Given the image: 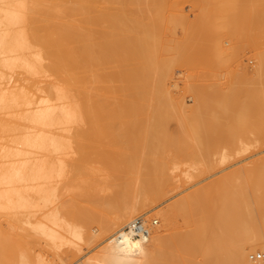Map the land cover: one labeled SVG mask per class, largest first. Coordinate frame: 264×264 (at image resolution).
I'll return each instance as SVG.
<instances>
[{
  "label": "bare ground",
  "instance_id": "bare-ground-1",
  "mask_svg": "<svg viewBox=\"0 0 264 264\" xmlns=\"http://www.w3.org/2000/svg\"><path fill=\"white\" fill-rule=\"evenodd\" d=\"M233 1L216 0L223 6ZM256 3L264 16V0H256ZM134 4L140 5L135 9ZM163 11L164 0H0V209H28L25 215L35 212L32 214L35 216L38 210L43 212L46 208L45 213L38 212L41 218L35 216L36 220L30 221L32 216L29 219L26 216L25 221L46 240L61 245L89 244L97 236H106L117 228L110 241L80 264H198L195 257L201 253L206 260L200 264H264V261L252 263L247 256L248 250H264V159L253 168L246 169L244 164L245 171L240 167L246 177L240 173V183L235 181L237 174L236 177L234 174L242 171L232 169L226 174L228 179L218 178V184L212 182V186L201 187L202 190H194V194L190 192L168 204L160 215L165 228L174 233L171 237H162L159 230L150 232V229L144 237L124 235V226L138 217L149 200L155 202L166 195L173 180L164 166L170 143L178 146L176 149L172 146L174 154L181 150V144H177L174 137L171 142L167 140L170 136L164 139L167 134L161 135L158 123L162 124L163 119L155 113L177 106L168 104L166 99L165 62L160 46ZM159 48L161 55H158ZM188 49L194 54L198 51L193 47ZM222 49L219 60L225 65L229 62V49ZM256 58L257 66L251 69L244 64V71L236 72L235 77L254 87L258 97L264 100V52H259ZM16 70L34 79L29 85L12 84L13 80L19 81V78L13 79ZM47 75L55 76L58 81L50 82L42 92V79L40 81L38 76ZM235 83L234 78L227 79L212 89L188 84L187 88L194 94L193 107L197 112L212 107L219 114H214L210 120L214 124L223 115L230 122L228 131L232 138L254 136L258 142L264 141V109L257 113L258 126H249L253 117L249 108L253 105L245 100L244 91L248 88L237 87ZM80 119L97 126L89 132L76 133V139L71 140L73 134L68 133L69 125ZM116 120L127 124L121 122L123 126H116ZM102 121L114 122L106 136L95 133L97 127L102 128L101 123L98 125ZM75 142H79L82 152L79 165L71 164L75 158L71 161L68 158L75 152L69 149ZM202 147H198L199 152L205 150ZM93 158L103 165L98 172L107 171L108 180L104 179L103 183L114 187L113 193L104 203L102 201L104 208L108 212L109 209L118 211L114 219L98 218L100 231L96 234L84 225L78 226L69 220L66 223L63 215L60 217L64 222L59 218L61 211L66 210L64 215L78 216L88 208L87 211L80 206L81 211L77 207L62 210L58 203L60 211L58 204H54L55 210L50 206L58 193L53 181L67 176L68 181L64 178L67 185L71 176L69 166L73 165L75 171L79 166L85 169L84 164L94 163ZM97 173L95 176L89 173V179L87 175L82 176L83 179L86 176V180L79 181L77 187L84 190L82 184L90 188L91 182H87L94 178L91 187L99 188L102 179L95 180ZM72 177L67 186L74 181ZM27 189L38 195L36 201L26 196ZM93 192L86 196L95 200L98 195ZM138 195L139 198L145 196L133 200ZM84 215L86 222L97 218L91 211ZM178 215L185 218L184 226L190 228L186 226L187 230L176 233ZM55 225L63 227L67 233ZM225 241L236 244L233 245L235 250ZM227 244L232 254L228 253ZM36 264L52 263L40 259Z\"/></svg>",
  "mask_w": 264,
  "mask_h": 264
},
{
  "label": "rangeland",
  "instance_id": "rangeland-1",
  "mask_svg": "<svg viewBox=\"0 0 264 264\" xmlns=\"http://www.w3.org/2000/svg\"><path fill=\"white\" fill-rule=\"evenodd\" d=\"M135 4L132 7L134 8L136 7L135 9H137V6L139 7L140 4L139 5L137 4L136 6ZM163 12H164V20H163V25L161 26V31H162L161 34L162 33L163 34L162 35L160 34L162 36V37L160 36L162 38L160 46L162 45L163 55L160 54L162 53V51H160L161 47L158 50L159 51L158 55L160 54L162 57H164V62H165V88H166L167 102L168 104H174L177 106L170 107L168 111H165L166 113L165 112L162 113V111L160 113L155 112L156 116H159L161 117V119H163V120L160 119L162 121L161 122L162 124H159L160 123L159 121L158 125L160 126L157 125L158 127H161L160 128L161 130L155 127L156 123L155 126H153L154 124H152V126L154 128H157L158 132L160 130L161 135L163 133L162 136H165L167 134L164 137V139L170 136L169 139L167 140L172 142V140L170 139L171 137H174L176 142H178L177 144H181L180 145L181 150L179 152V150L177 149L176 153L179 152V154L178 153L174 154L175 153L174 150L178 148V146H176V143H173L175 145L170 143L169 146L171 147L170 148L168 147V150L169 151L172 150L173 152L168 153L169 151L167 150L166 153L167 156L166 155L164 156L165 157L164 166L166 168V171L167 173H170L173 177L171 184L167 188L168 191L166 195L160 198L158 201L151 202V200H149L146 206H144V209L141 210L136 216L138 217L139 215L143 216L149 221L151 225L150 232L151 230L153 231L159 230L160 235L166 238L169 236L171 237L172 234H174L173 232H171V230L165 228V226L163 225L164 223L163 218L160 215L161 214L160 212L161 211L163 212L164 211L163 209H166L168 204H170L171 202L175 201L178 198L180 199V197L182 198L184 195L189 194L190 192H191L190 195H192L194 190L197 192V189L199 191L201 187L202 189H205L207 188L206 186L211 185L212 182H216V184H218L220 182L219 180H221V177L223 178V180H225L224 177L227 178L228 175L226 174L228 173L229 170L234 169L233 171L235 172L237 168L240 169V167L243 168L244 166L246 167V169L248 166H251L253 168V166L259 165L260 161L263 162L262 159H264V141L258 142V140H256L254 136L248 139H243L239 137L238 138L230 137V133L228 131V126H230L229 124L230 122L222 115V118L218 123L216 124H214L215 122L211 123L210 120L214 118V114L215 116L219 115L217 112H215V110L212 107L205 108L204 110L197 112L193 107L194 94L191 90L187 88V86L188 84H192V86L193 85L205 86V88L207 87L212 89L215 88L214 85H217L219 82L221 81L223 82L227 79L234 78L237 87L245 86L246 88H248L247 90L244 91L247 94L245 100L253 105L249 108V112L253 114V117L251 118L252 123H249L248 125L257 127L259 120L258 117L256 116L259 111H262L264 109V100L258 97L257 95L258 93L254 87L252 86L249 87V85H245L244 82L237 81V78L235 76H236V72L242 73L244 71L243 70L244 64L248 65V67H250L251 69H253L255 66L258 65L256 55L259 52L262 51L264 52V28H263L264 16L260 7L257 5L256 0H234L233 3H230L225 6L219 5L216 2V0H164ZM187 45L193 47L194 49H197L198 50L197 53L194 54L193 50L188 49L190 48L189 46L188 48L185 47ZM224 47L229 49V53H228L229 62H226L225 65H223L219 60L221 58L220 56H221V51L223 50L222 48ZM185 48L188 49L189 52ZM17 71L20 70H16L14 72L13 79L19 78V81L15 82V80H13L12 84L19 85V83L22 82L24 84L26 83L29 85L30 81L32 82V80L34 79V77H29L28 76L29 74L26 73L24 74V72L22 73L21 71L20 73H17ZM24 75H26L27 77ZM38 77L40 81L42 79V81L40 82V86H42L43 89V90L41 89L40 91L42 92L46 90L50 82L57 80L55 76L47 75V77H43V76H41L42 78L40 76ZM40 91L38 93H42ZM181 101L184 102L182 106H181ZM152 114L154 115L153 111ZM85 115L87 114L85 113ZM82 116H84V114ZM84 120L85 119H80L79 121L73 122L71 123V125H69L68 130L70 131H68V133L70 135L73 134L71 136V140L76 139V137H74L77 135L76 133L81 131L89 132L93 128V126H97V124L94 122H89L87 120H86L87 122H85ZM118 121L117 120L114 121L115 123L112 121L110 122L102 121L103 123L99 122L98 125H100L101 123L102 128L100 126L97 128L95 127L96 128L95 133L99 136H106L109 134V132H111V129L109 128L113 126L112 123H114V125L116 126L117 125L123 126V124L124 125L127 124L126 121L124 122V120L123 121L120 120L119 122ZM121 122L123 124H121ZM169 141L167 142V144L169 143ZM78 145L79 142H75L72 143V147L69 148L70 151H75L72 152L68 157L70 158L69 159L70 161L73 158L76 159V160L73 159L72 163L70 162L73 165L75 164L79 165L80 157L82 155L80 146ZM200 145L205 147V148L202 147L205 150L199 152L200 148L198 147H200ZM172 146H176L175 149H173L174 147L172 148ZM195 149L197 150L199 149V150L195 151ZM84 150H89V148L88 149L85 148ZM93 160L92 162L94 163H91L89 161L91 163L90 165L84 164L85 169L79 166L78 170L75 171L76 169H74L73 165L69 166L70 168L68 170L70 172L68 171V175L69 176L73 175L72 179L74 178V181L69 186L67 185L71 182V176H70V181L69 183H67V185L66 183H64V178H67V176L63 177V179L57 178L53 181L54 185L57 186L54 188H58L57 190L58 193L54 199L52 198L53 202L55 203L51 202L53 206L52 204L50 206L54 209V207L56 208L54 204L59 203L60 208L62 210L63 209L65 210L67 208L72 210L73 208L76 207L79 208V206L83 208L85 207L84 210L88 208L89 210L88 211L86 210L87 212L91 211L92 213L97 215L96 216L97 218L90 222L89 221L86 222V220L83 219L84 218L83 216H85L84 214L87 212L85 211L80 212L83 215L80 214L78 216H73L70 214L64 215L63 212H65L66 214V210L61 211L59 208V204L57 205V209L59 208V210L61 211V213L59 214L60 220L62 219L61 221L64 222L63 220L64 218L60 217L61 215H63V217L65 216L66 218L65 220H67L65 221L66 223L67 222L69 223L70 221L71 223L76 224L78 226L84 225V227H86L88 231L90 229L92 233L96 234L100 231L99 219L101 218L108 220L107 219L108 217L114 219V217L117 216L116 213L118 211L109 209L108 212V209L106 210V208H104L103 205L104 200L107 198L108 195H111V193H113L114 187L113 186L107 187L106 185L109 184L107 183L104 184L105 183L104 179L106 182L108 180L107 171L105 172L103 170L102 171L99 170L98 172V169L103 165L101 162L98 161V159H97L98 162L96 161V158L94 161ZM255 160L257 161V163ZM87 164L89 163L87 162ZM81 166L83 167V165ZM73 169L75 172L73 171ZM89 169H91L92 171ZM87 170H88V174L91 173L90 176L91 175L93 176L94 173L98 172L95 180L99 181L100 179H102L100 180L101 181L100 184L105 185V187L102 185L97 186L99 188H96V186L91 187L93 186L92 184L94 182L93 180L94 178H91L90 180H88L87 183L89 184V182H91L89 186L91 185L90 188L95 189V191L93 192V189L90 190V188L86 185V183H85L86 186H82L81 184V187H85L86 190H90L93 193L97 192L96 195L98 196H96L95 200L86 196V194L89 193L90 191H86L85 188L83 190V188H79L80 186L77 187L78 186L77 183L79 181H81L82 183L84 179L86 180V176L84 179L82 178V176L87 175L88 179L90 178V176L86 173ZM243 170L240 169V171L242 172H239L237 170L235 174L233 172L234 176L236 177L237 174L238 178L236 177L235 179L233 175L232 176L230 175L231 178L235 179L236 182H238V180L241 182L242 180L239 179V178L242 179V177H239L241 176L240 173L241 174L243 173L242 174L244 175L243 178L245 177L244 174L245 170L244 171ZM82 171L85 172V174ZM93 171L96 172L93 173ZM79 173L81 174V176ZM230 174L232 173L230 172ZM218 178L220 179L218 180ZM68 180L69 179L67 178V181ZM244 181L245 179L243 180V182ZM48 185L50 186L51 184ZM61 186L63 188H61ZM23 187L24 189H26L27 187L29 188V186H26V188L25 186ZM78 190L79 192H81L80 193L81 197ZM25 194L28 197L30 196L33 201H36V199H38V195L35 194L33 190L31 191V189H29L28 191L25 190ZM139 196L140 195L136 196L135 198H133V200L143 198L145 195H142L143 197L140 198ZM86 197L88 199L90 198V201H88ZM149 202L151 204H149ZM192 203L194 205V202ZM67 204H69L68 207H66ZM100 205L101 206L103 205V207H100ZM63 206L65 208H63ZM33 209L34 211L37 210V208H33ZM57 209L56 211H58ZM80 209L81 208H79L78 210ZM27 210L28 209H19V211L18 209L17 210L0 209V264H24L25 262L26 264L27 262L28 264H36L39 262L40 259L43 261H48L52 264H80L83 261H85L89 255L93 254L95 251H97L103 245H105L108 241H110L109 239L113 238L114 233L117 232V228H115L114 230L112 229L113 231H109L108 234H106V236L105 235H100L99 237L97 236V238H95V240L90 242L89 244L79 242L81 246L80 245L76 246L69 243L68 244L63 243V245H61L62 243L60 244L59 242L55 244V242L54 243L50 242L46 240L44 236L36 233L32 229L31 225L28 224L27 221H25L26 220L25 217L27 216L25 214H28L29 212V211L26 212ZM46 211H47L46 208L45 211L43 212L38 210L35 216L41 218L40 215L41 213L38 212L45 213ZM34 213L35 212H32V214ZM32 214L29 216L31 217ZM29 216H27L26 218L29 219ZM35 216H32L29 220L30 221H32L31 219L36 220ZM176 218H177L176 225L178 226H176L177 230L174 231L177 233V232H184L185 230H187L186 228L189 226H187L186 224L184 226L185 218L183 220L182 215L181 216L178 215ZM153 219L158 220L157 224L151 223ZM129 223L130 221L128 222V224ZM63 225H64L63 227L67 226L66 224ZM126 226L127 224L124 226V229ZM55 227L58 230L61 229L62 231L65 230L63 227H59L58 225L57 226L55 225ZM151 239L152 237H150L149 242H151ZM231 243L229 244L230 246L227 244V247L229 246L234 249L235 246L233 245L236 244L232 245ZM212 246H216V245L213 244ZM229 247L228 249H230ZM231 249L229 250L230 252H228L230 254H232ZM257 249H255L254 251L252 250L247 251L248 259L252 263H259L261 261H264L263 259L249 258L250 254L252 253L264 252V250H261L259 248ZM214 253H216V251ZM217 253H219V251H217ZM201 254H198L195 257V261L198 262V264H200L199 262L203 263L206 260V258L204 260V257L206 256ZM24 257H26L29 261ZM23 260H27V261L22 262ZM202 260L204 261L202 262Z\"/></svg>",
  "mask_w": 264,
  "mask_h": 264
},
{
  "label": "built area",
  "instance_id": "built-area-1",
  "mask_svg": "<svg viewBox=\"0 0 264 264\" xmlns=\"http://www.w3.org/2000/svg\"><path fill=\"white\" fill-rule=\"evenodd\" d=\"M157 222H158L157 219H153L151 223L157 224ZM150 228H151V225L149 221L145 217L139 216L125 227L124 235L128 237H144L149 234ZM250 258L264 260V252L252 253L250 254Z\"/></svg>",
  "mask_w": 264,
  "mask_h": 264
}]
</instances>
